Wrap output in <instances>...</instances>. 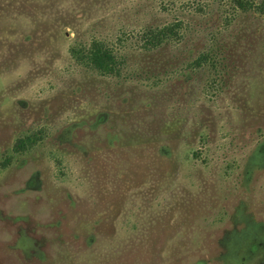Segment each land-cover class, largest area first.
<instances>
[{
  "label": "rangeland",
  "instance_id": "obj_1",
  "mask_svg": "<svg viewBox=\"0 0 264 264\" xmlns=\"http://www.w3.org/2000/svg\"><path fill=\"white\" fill-rule=\"evenodd\" d=\"M241 1L0 0V264H246L251 241L264 264V0ZM93 40L117 73L72 57Z\"/></svg>",
  "mask_w": 264,
  "mask_h": 264
},
{
  "label": "trees",
  "instance_id": "obj_2",
  "mask_svg": "<svg viewBox=\"0 0 264 264\" xmlns=\"http://www.w3.org/2000/svg\"><path fill=\"white\" fill-rule=\"evenodd\" d=\"M236 5L244 8L241 0H236ZM176 24H167L155 29L147 30L146 34L150 37L152 45L161 43L164 38L173 34ZM70 53L76 61L83 62L102 74H115L118 71L120 61L106 45L100 41L93 40L87 48H70ZM20 141V140H19ZM19 144H22L20 141ZM18 144V145H19ZM17 146V145H16Z\"/></svg>",
  "mask_w": 264,
  "mask_h": 264
},
{
  "label": "flooded vegetation",
  "instance_id": "obj_3",
  "mask_svg": "<svg viewBox=\"0 0 264 264\" xmlns=\"http://www.w3.org/2000/svg\"><path fill=\"white\" fill-rule=\"evenodd\" d=\"M260 160L261 163L263 162L264 163V152H253L250 156V159H249V162H250V165L248 164V168H251V167H261V165H259V163H255V161H258ZM251 161H253V164L251 163ZM263 166V165H262ZM249 173H251V169H247V172L241 177L242 178V182L243 183V180L245 181L248 177H249ZM244 190V188H243ZM242 190V191H243ZM241 191V192H242ZM232 233V232H231ZM256 246H258L257 244H255L253 241L251 242H248L246 245H245V249H243L244 251V254L242 257H240V255H238L240 257V259H247L248 262L246 264H258V262L260 261V258L258 257L259 260H256V262H254L255 260H252V256L254 254L257 255L256 253ZM228 247H231L230 245ZM237 247V246H236ZM264 254V253H263ZM262 256V255H261Z\"/></svg>",
  "mask_w": 264,
  "mask_h": 264
}]
</instances>
